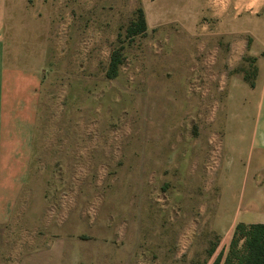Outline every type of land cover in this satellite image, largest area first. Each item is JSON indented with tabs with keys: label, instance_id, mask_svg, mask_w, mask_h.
Instances as JSON below:
<instances>
[{
	"label": "rangeland",
	"instance_id": "1",
	"mask_svg": "<svg viewBox=\"0 0 264 264\" xmlns=\"http://www.w3.org/2000/svg\"><path fill=\"white\" fill-rule=\"evenodd\" d=\"M211 6L6 0L7 43L41 63L29 178L44 206L27 238L45 260L212 264L221 254V264L234 208L244 210L216 178L223 71L249 72L252 60L217 69ZM113 50L119 62L108 76ZM256 212L252 220L264 221Z\"/></svg>",
	"mask_w": 264,
	"mask_h": 264
},
{
	"label": "crops",
	"instance_id": "2",
	"mask_svg": "<svg viewBox=\"0 0 264 264\" xmlns=\"http://www.w3.org/2000/svg\"><path fill=\"white\" fill-rule=\"evenodd\" d=\"M211 4L217 69L232 68L242 55L253 68L252 84L241 70L223 71L216 178L228 180L235 205L244 204L242 213L234 208L233 220L255 222L251 212L264 213V0ZM5 20L6 0H0V264H61L58 257L45 260L42 245L28 243L27 222L35 229L44 206L38 181L29 178L42 71L38 57L7 43ZM249 173H259L262 186L248 182Z\"/></svg>",
	"mask_w": 264,
	"mask_h": 264
},
{
	"label": "trees",
	"instance_id": "3",
	"mask_svg": "<svg viewBox=\"0 0 264 264\" xmlns=\"http://www.w3.org/2000/svg\"><path fill=\"white\" fill-rule=\"evenodd\" d=\"M136 25L142 31L145 26L143 16L138 11ZM136 32V31H135ZM119 55L114 51L110 55L109 64L106 70L108 76L116 72ZM243 78L249 83H253V68L251 71L241 69ZM221 254L216 256L212 264H218ZM221 264H264V222H243L237 221L234 224L226 253L223 255Z\"/></svg>",
	"mask_w": 264,
	"mask_h": 264
}]
</instances>
